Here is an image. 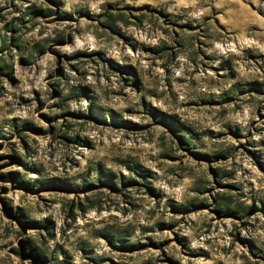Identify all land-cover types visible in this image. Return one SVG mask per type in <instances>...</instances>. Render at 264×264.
I'll return each mask as SVG.
<instances>
[{
	"label": "rangeland",
	"instance_id": "1",
	"mask_svg": "<svg viewBox=\"0 0 264 264\" xmlns=\"http://www.w3.org/2000/svg\"><path fill=\"white\" fill-rule=\"evenodd\" d=\"M0 264H264V0H0Z\"/></svg>",
	"mask_w": 264,
	"mask_h": 264
},
{
	"label": "trees",
	"instance_id": "2",
	"mask_svg": "<svg viewBox=\"0 0 264 264\" xmlns=\"http://www.w3.org/2000/svg\"><path fill=\"white\" fill-rule=\"evenodd\" d=\"M180 142L183 143V141H181V138H180ZM113 187V186H112Z\"/></svg>",
	"mask_w": 264,
	"mask_h": 264
}]
</instances>
